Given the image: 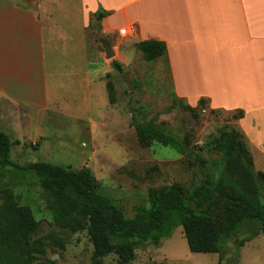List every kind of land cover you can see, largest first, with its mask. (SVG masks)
Listing matches in <instances>:
<instances>
[{"label": "rangeland", "instance_id": "1", "mask_svg": "<svg viewBox=\"0 0 264 264\" xmlns=\"http://www.w3.org/2000/svg\"><path fill=\"white\" fill-rule=\"evenodd\" d=\"M16 1L31 7L35 2ZM61 26L54 31L56 35L62 33L64 43L71 46L74 38L81 41L82 30ZM65 31L70 39L65 38ZM85 39L86 49L83 51L80 43L79 52H86V68L92 70V79L102 76L90 96L88 89L79 88L69 102L55 103L46 111L0 104V131L11 138L14 162L26 165L47 161L72 170L87 166L99 184L98 191L112 199L126 218L134 217L138 207L149 206L151 190L177 185L186 192L194 186L212 184L218 168L214 162L220 153L201 147L237 113L212 109L205 99L193 107L183 98L163 92L151 78L142 53L126 41V36L117 43L119 48L112 44L115 55L107 57L105 44L111 38L95 20ZM94 54L100 59L93 60ZM113 60L122 64L123 71L113 68ZM136 124H152L196 153L179 154L141 135ZM1 186H9L19 204L30 207L40 224L35 237L44 243L34 264H93L88 225L65 226L56 221L35 171L10 167L0 180ZM262 193L264 203V188ZM219 258L221 264H264V232H259L257 224L246 225L223 244L219 255L192 252L183 227L178 226L158 244L141 243L127 263L120 262L113 252L103 257L101 264H219Z\"/></svg>", "mask_w": 264, "mask_h": 264}, {"label": "crops", "instance_id": "2", "mask_svg": "<svg viewBox=\"0 0 264 264\" xmlns=\"http://www.w3.org/2000/svg\"><path fill=\"white\" fill-rule=\"evenodd\" d=\"M94 20L116 49L124 26L135 46L163 42V55L144 59L151 78L190 106L205 99L212 109L236 112L226 125L244 135L264 172V0H35L33 7L0 0V104L46 111L79 88L90 96L102 76L92 79L79 51ZM64 24L82 30L81 41L64 43L54 31Z\"/></svg>", "mask_w": 264, "mask_h": 264}, {"label": "trees", "instance_id": "3", "mask_svg": "<svg viewBox=\"0 0 264 264\" xmlns=\"http://www.w3.org/2000/svg\"><path fill=\"white\" fill-rule=\"evenodd\" d=\"M97 15L105 16L104 12ZM136 46L146 61L166 51L159 41H141ZM112 66L123 71L118 60H113ZM136 129L179 154L196 153L152 124H136ZM12 145L9 135L0 131V180L10 167L35 171L56 221L65 226L88 225L93 264H101V259L113 252L120 262L127 263L141 243L158 244L178 226L183 227L192 252L219 255L223 244L246 225L257 224L259 232H264V172L256 170L247 141L236 128L226 125L201 147L220 153L214 162L218 168L212 184L194 186L186 192L177 185L151 190L149 206L138 207L132 218H126L112 199L98 191L99 184L89 167L72 170L47 161L19 165L12 159ZM203 163L208 164L207 160ZM0 200V264H34L44 243L35 237L39 222L30 207L19 204L9 186L0 187Z\"/></svg>", "mask_w": 264, "mask_h": 264}, {"label": "water", "instance_id": "4", "mask_svg": "<svg viewBox=\"0 0 264 264\" xmlns=\"http://www.w3.org/2000/svg\"><path fill=\"white\" fill-rule=\"evenodd\" d=\"M105 50L107 57H113L115 55L110 43L105 44Z\"/></svg>", "mask_w": 264, "mask_h": 264}, {"label": "built area", "instance_id": "5", "mask_svg": "<svg viewBox=\"0 0 264 264\" xmlns=\"http://www.w3.org/2000/svg\"><path fill=\"white\" fill-rule=\"evenodd\" d=\"M119 32L121 35L127 36L129 34V28L127 26H124L119 30Z\"/></svg>", "mask_w": 264, "mask_h": 264}]
</instances>
